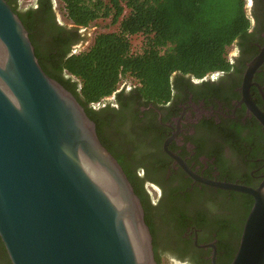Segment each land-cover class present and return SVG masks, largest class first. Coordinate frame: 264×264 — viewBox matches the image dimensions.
<instances>
[{
  "label": "flooded vegetation",
  "instance_id": "1",
  "mask_svg": "<svg viewBox=\"0 0 264 264\" xmlns=\"http://www.w3.org/2000/svg\"><path fill=\"white\" fill-rule=\"evenodd\" d=\"M244 9L249 26L230 46L228 70L174 73L161 100L125 81L90 107L141 201L156 264H229L253 198L217 183L255 188L263 178L264 127L252 108L264 113V0H244ZM40 25L44 55L83 43L79 29L58 19L53 1ZM0 264H11L1 238Z\"/></svg>",
  "mask_w": 264,
  "mask_h": 264
},
{
  "label": "water",
  "instance_id": "2",
  "mask_svg": "<svg viewBox=\"0 0 264 264\" xmlns=\"http://www.w3.org/2000/svg\"><path fill=\"white\" fill-rule=\"evenodd\" d=\"M252 111L264 127V113ZM217 185L253 198L229 264H264V175L255 188ZM0 238L11 264H156L141 201L124 170L75 96L41 68L6 0H0Z\"/></svg>",
  "mask_w": 264,
  "mask_h": 264
},
{
  "label": "trees",
  "instance_id": "3",
  "mask_svg": "<svg viewBox=\"0 0 264 264\" xmlns=\"http://www.w3.org/2000/svg\"><path fill=\"white\" fill-rule=\"evenodd\" d=\"M59 1L77 29L97 20H107L115 29L96 33L83 50L44 55L36 37L52 0H35L26 8L19 0H6L28 31L41 68L75 96L104 146L91 113L93 103L114 93L123 80L133 81L144 96L161 100L170 94L174 73L202 77L228 70L229 47L249 26L244 0ZM134 38H139L138 49L133 48ZM237 245L230 249L229 263Z\"/></svg>",
  "mask_w": 264,
  "mask_h": 264
},
{
  "label": "rangeland",
  "instance_id": "4",
  "mask_svg": "<svg viewBox=\"0 0 264 264\" xmlns=\"http://www.w3.org/2000/svg\"><path fill=\"white\" fill-rule=\"evenodd\" d=\"M52 1L55 6V11L58 19L67 26H73L71 21L66 19V17L64 16L61 2L59 0H52ZM19 3L21 6H26L34 3V0H19ZM78 29H79V33L83 37V41H82L83 43H81L80 47L76 48L77 50H75V52L87 48L91 44L92 39L96 33L102 31L114 30L115 26L110 25L107 20H97L95 22L90 23L87 27H79ZM132 43H133V48L138 49L140 43L139 38H134ZM231 52H233V47H229V53ZM122 82L125 81L123 80Z\"/></svg>",
  "mask_w": 264,
  "mask_h": 264
}]
</instances>
